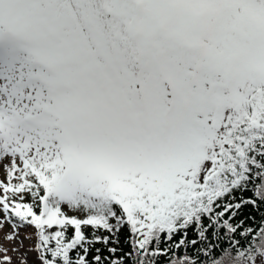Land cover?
<instances>
[{"label": "snow or ice", "instance_id": "snow-or-ice-1", "mask_svg": "<svg viewBox=\"0 0 264 264\" xmlns=\"http://www.w3.org/2000/svg\"><path fill=\"white\" fill-rule=\"evenodd\" d=\"M4 223L0 264H264V0H0Z\"/></svg>", "mask_w": 264, "mask_h": 264}, {"label": "rangeland", "instance_id": "rangeland-1", "mask_svg": "<svg viewBox=\"0 0 264 264\" xmlns=\"http://www.w3.org/2000/svg\"><path fill=\"white\" fill-rule=\"evenodd\" d=\"M32 232V229H27V231H21L20 237L23 238L26 235H29ZM12 233V228L6 223L0 224V248L8 249V255L15 256V253L12 249L19 247L18 241L8 239L9 234ZM24 245H28V241L24 240Z\"/></svg>", "mask_w": 264, "mask_h": 264}]
</instances>
